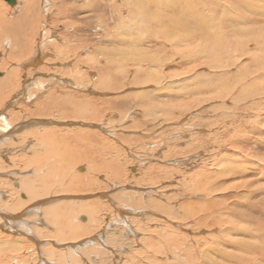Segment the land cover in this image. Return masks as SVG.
I'll list each match as a JSON object with an SVG mask.
<instances>
[{
    "label": "rangeland",
    "instance_id": "374dc122",
    "mask_svg": "<svg viewBox=\"0 0 264 264\" xmlns=\"http://www.w3.org/2000/svg\"><path fill=\"white\" fill-rule=\"evenodd\" d=\"M16 1L0 0V23L21 20L34 32L28 47L30 28H0V79L11 78L0 103L20 94L6 111L16 138L0 142V211L19 222L0 246L17 250L0 264H222L228 251L238 254L232 263L264 264V0ZM44 29L46 56L33 67ZM180 30L187 38L172 47ZM14 33L27 47L13 50ZM37 138L71 152L63 184L62 163L54 177L32 162L47 150ZM229 239L227 251L213 250ZM241 241L262 250L250 256L235 248Z\"/></svg>",
    "mask_w": 264,
    "mask_h": 264
},
{
    "label": "bare ground",
    "instance_id": "6f19581e",
    "mask_svg": "<svg viewBox=\"0 0 264 264\" xmlns=\"http://www.w3.org/2000/svg\"><path fill=\"white\" fill-rule=\"evenodd\" d=\"M7 1V0H6ZM27 1V4L26 3H23V5L24 6H28V5H30V1L29 0H25L24 2H26ZM42 1H44V3H45V6H46V0H42ZM127 2H129V0H126ZM147 2L146 0H139V2L141 3V2ZM17 2V1H16ZM38 2V1H37ZM39 2H40V0H39ZM138 2V3H139ZM0 4H2V3H0ZM4 4H6V3H4ZM8 4H9V2L6 4L7 6H8ZM147 4V3H146ZM148 4H149V2H148ZM10 5V4H9ZM142 5V4H141ZM144 5V4H143ZM150 5V4H149ZM13 6V5H12ZM42 7V6H41ZM118 7H121V6H118ZM205 7H206V5H205ZM237 7V6H236ZM21 7L19 6V9H20ZM204 8V7H203ZM119 9V8H118ZM7 11H9V10H7ZM45 11H47V10H45ZM116 11H117V8H116ZM171 11V10H170ZM173 12H175V15H179V17H180V14H181V8H178V10H172ZM171 11V12H172ZM205 11V10H204ZM247 12V11H246ZM3 13H4V11H2L0 14L1 15H3ZM138 13H140V11L138 12ZM151 13H153V12H151ZM202 13H204V12H202ZM5 14V13H4ZM143 14V17L145 16L144 15V13H142ZM206 14V13H205ZM141 15V14H140ZM147 15V14H146ZM252 15V14H251ZM7 17V16H6ZM124 17V16H123ZM146 17V16H145ZM144 17V18H145ZM166 17L167 16H165V18L164 19H166ZM192 17V16H191ZM5 18V17H4ZM14 18V17H13ZM141 18V17H140ZM142 19V18H141ZM168 19H170V18H168ZM168 19H166V20H168ZM179 19V18H178ZM229 19V18H228ZM138 20V19H137ZM227 20V19H226ZM0 21H1V18H0ZM20 21L21 20H18L16 23H15V27L14 26H12V25H10V21L8 22V24H7V22H5V21H2L3 23L1 24L0 23V28L1 27H3V28H5V29H1V30H7L8 32L10 31L11 33H13L12 31L14 30V28H17V29H19V30H21V31H23L24 30V28L23 27H25V28H30L31 30L30 31H28V32H26L25 34H26V36H27V41H28V47H29V45L30 44H32V42H31V34H32V32H34V31H32V27H30V26H27V23L28 22H26V24H25V26H23L22 25V23H20ZM42 21L41 20H39V21H36V25L37 24H39V23H41ZM189 22H191V23H195L196 22V20H192V21H189ZM175 23V22H174ZM202 24H203V22H202ZM41 25V24H40ZM44 25V24H43ZM180 25V24H179ZM179 25H177V26H179ZM38 26V25H37ZM36 26V27H37ZM171 27L173 28L174 27V30H175V32H176V29H175V25H171ZM37 29V28H36ZM178 31V30H177ZM18 32V31H17ZM174 32V31H173ZM41 34H40V37L41 38H39V43L37 44V50H34L33 52H32V55L30 56V59H29V61L31 60V64L33 65V67L40 61V60H43V57H45L46 56V54H45V50L43 49V44L45 43V40L47 39V37H46V35H45V33H46V29H44V30H42L41 32H40ZM170 33V32H169ZM180 33H182V30H180V32H179V34L177 35L178 36V39H174L175 41H176V43L174 44V42L175 41H173V43H171L173 46L172 47H175V46H178V45H180V42L181 41H183V40H185L186 38H187V36H185V34H180ZM49 37V36H48ZM12 38H14V39H12ZM249 39V38H248ZM262 40V39H261ZM259 41H260V39H259ZM8 42H10V45H12V46H14L15 47V49H13L14 51H16V48H19L20 46L22 47V45L19 43V42H22V43H24L22 40H21V37H20V34H13V36H11L9 39H8ZM170 42V41H169ZM253 42V41H252ZM258 43V42H257ZM171 44L170 43H168L167 45L170 47L171 46ZM23 46H25V47H27L25 44L23 45ZM24 47V48H25ZM45 47H46V43H45ZM67 47H69V46H67ZM23 48V47H22ZM23 48V49H24ZM27 49V48H26ZM35 49H36V47H35ZM166 49H167V47H166ZM25 52H28V50H26ZM196 53V52H195ZM53 54V53H52ZM261 55V54H260ZM263 55V54H262ZM261 55V56H262ZM260 57V56H259ZM248 58H249V56H248ZM45 59V58H44ZM149 60V59H148ZM257 61V60H256ZM259 61V60H258ZM153 62H154V64H156V60H153ZM152 62V63H153ZM250 62V61H249ZM93 63V62H92ZM157 63L158 64H160V62H159V60L157 61ZM262 63V62H261ZM250 64V63H249ZM259 65V64H258ZM254 66H255V64H254ZM30 67V66H29ZM36 67V66H35ZM31 68V67H30ZM34 70V69H33ZM262 74V73H261ZM0 75H1V72H0ZM81 76V75H80ZM248 77V76H247ZM5 78V77H4ZM1 78L0 79V86H1V88L2 87H5L6 86V83H7V81H11L10 79L11 78ZM29 78V77H28ZM78 78V77H77ZM244 78V77H243ZM4 79V80H3ZM7 79V80H6ZM247 79V78H246ZM6 80V81H5ZM19 80V79H18ZM30 81V80H29ZM28 82V81H27ZM242 82H244V81H241V83ZM2 83V84H1ZM240 83V84H241ZM10 84V83H9ZM44 84V83H43ZM45 86V85H44ZM47 86H49L48 84H46V89H47ZM44 87V88H45ZM49 87H51V86H49ZM6 88V87H5ZM264 86H262L261 88H259L258 89V93H264ZM21 91V90H20ZM17 92V91H16ZM253 92H255V91H253ZM21 93V92H20ZM22 94V93H21ZM25 94V93H24ZM256 94V93H255ZM19 93H17V94H15L14 96H13V98L11 97V98H9L8 100H6L5 99V101H3V102H1L0 103V120H3V122H4V124H1V122H0V142H2L4 139L6 140V138L9 140V142L11 141L10 139L12 138V139H14V138H16V136L14 137V135L13 136H10V132L11 131H13V130H15V131H17L16 129H18V126L17 125H13V126H11V122H9L8 121V117L6 116V114H7V112L6 111H9V110H11V108L13 109L14 108V106H15V103H16V101H17V99H18V97H19ZM23 95V94H22ZM50 96H52V95H50ZM260 96H262V95H260ZM25 97V96H24ZM241 99H243V95L242 94H240V96H239ZM263 99H264V94H263ZM25 98H27V96L25 97ZM260 98V97H259ZM23 99V98H22ZM261 99V98H260ZM21 100V99H20ZM27 102V101H26ZM257 102L258 101H256V104H257ZM17 104V103H16ZM76 104V103H75ZM77 105V104H76ZM78 105H79V103H78ZM81 105V104H80ZM85 105V104H84ZM88 105H90V104H88ZM79 107V106H78ZM78 107H77V109H78ZM82 108V107H81ZM263 110H264V106H263V108H262ZM78 112H80V111H78ZM82 112V111H81ZM80 112V113H81ZM84 112V111H83ZM18 113V112H17ZM74 113V112H73ZM87 113V112H86ZM28 114V113H27ZM78 114V113H77ZM8 115V114H7ZM75 115V114H74ZM81 115H83V114H81ZM85 115H87V114H85ZM260 115H261V113H260ZM68 116V115H67ZM78 116V115H77ZM77 116H75V118H78ZM3 117V118H2ZM83 117V116H82ZM6 119H7V121H6ZM40 119V118H39ZM37 120V119H36ZM24 123V122H23ZM14 124V123H13ZM43 124V123H42ZM69 124V123H68ZM85 124V123H84ZM74 125V124H73ZM88 125V124H87ZM87 125H85V126H87ZM77 126V125H76ZM80 126H81V124H80ZM90 126V125H89ZM95 127V126H94ZM20 128V127H19ZM26 128V127H25ZM90 128V127H89ZM91 128H93V127H91ZM19 131V130H18ZM17 133V132H16ZM110 133V132H109ZM1 134L3 135V136H1ZM12 134V133H11ZM14 134V133H13ZM9 137H10V139H9ZM36 139V138H35ZM30 141V140H29ZM35 141V140H34ZM34 141L32 140V143H27V145L29 146V144H31V145H33L34 144ZM37 141L39 142V143H43L44 145H46V149L47 150H43V152H44V156H41V157H37L36 155L34 156L35 158L33 159V157H32V162H35L36 160V162L37 163H42V165L45 163V165H46V167L48 166V171H53L54 172V177H57V175H58V173H59V171L57 170V171H55L54 169H55V166H56V164L57 163H59L60 162V164H61V166H63L64 168H63V170H62V178H61V180L60 179H58L57 178V180H59L60 181V183L61 184H63L64 182H65V178H66V176H65V178H63L64 177V175H67V171H66V168H65V166H64V160L68 157V155L71 153V152H69V154L67 155V154H65L64 152H62V154L61 153H59V149L58 148H56V145H50L49 143H47V141H46V143H45V140L44 141H39L38 140V138H37ZM7 142V141H6ZM61 142V141H60ZM11 143L12 142H10V145H9V143H8V145L9 146H11ZM3 144H4V142H3ZM5 144H7V143H5ZM13 145V144H12ZM13 146H15V145H13ZM67 146V145H66ZM16 147V146H15ZM43 147H45V146H43ZM60 147V146H59ZM61 148V147H60ZM64 148H67V147H64ZM64 148H63V150H64ZM61 150H62V148H61ZM66 151H69V149L67 150V149H65ZM64 150V151H65ZM36 151V150H35ZM65 151V152H66ZM239 151V150H238ZM249 152V151H248ZM67 153V152H66ZM5 155H7V154H5ZM5 155H3V154H1V156H5ZM248 156V155H247ZM2 157V158H3ZM9 157V156H8ZM48 158H52V159H55L54 160V163H52V160H49ZM63 158V159H62ZM242 158V157H241ZM249 158V157H248ZM9 159V158H8ZM245 159H246V157H245ZM255 160V159H254ZM46 162H49V164H46ZM264 162V161H263ZM30 164V163H29ZM45 165H43V167H45ZM41 166V165H40ZM42 167V168H43ZM58 167H59V165H58ZM57 167V169H59ZM35 168V167H34ZM41 168V169H42ZM53 168V169H52ZM132 168V167H131ZM251 168H252V166H251ZM37 169V168H36ZM39 169H40V167H39ZM44 169V168H43ZM51 169V170H50ZM61 169H62V167H61ZM60 169V170H61ZM243 169V168H242ZM245 169V168H244ZM26 170V169H25ZM246 170V169H245ZM16 171V170H15ZM20 171V170H19ZM41 171V170H40ZM46 171V170H45ZM224 171V170H223ZM9 172V171H8ZM12 172V171H11ZM44 172V171H43ZM263 172V171H262ZM15 173V172H14ZM36 173V172H35ZM34 173V174H35ZM264 173V172H263ZM22 174V173H21ZM39 174H41V173H39ZM43 174H47V173H43ZM237 174V173H236ZM12 175V174H11ZM10 175V176H11ZM173 175V174H172ZM4 176V175H3ZM25 176V175H24ZM47 176V175H46ZM262 176L263 175H261V176H256L255 174H251V177H249L250 179L248 180V181H252V182H254L255 184H258V182L259 181H261L263 178H262ZM20 177H21V175H20ZM26 177V176H25ZM2 178V177H1ZM7 178V177H6ZM30 178V177H29ZM45 179H46V177H44ZM44 178L42 177V179L41 180H44ZM262 178V179H261ZM9 179V178H8ZM11 179V178H10ZM15 179V178H14ZM28 179V178H27ZM198 179V178H197ZM3 180V179H2ZM13 180V179H12ZM30 180V179H29ZM29 180H27V182H26V184H23V181H22V184L20 185V186H22V188H23V190H25V192L27 193V195H28V193L30 194V193H34L33 191L32 192H30L33 188H34V181H33V179H31L33 182H31V180L29 181ZM46 180H48V179H46ZM54 179H52V181H53ZM5 181H6V179H5ZM4 181V182H5ZM54 181H56V180H54ZM3 182V183H4ZM15 182V185L16 186H18V183L19 182H17V181H14ZM25 182V181H24ZM42 182V181H41ZM47 182H50V180L49 181H47ZM197 182V181H196ZM222 182V181H221ZM247 182V181H246ZM45 183H46V181H45ZM44 183V184H45ZM59 183V182H58ZM36 184V183H35ZM51 184V183H50ZM49 184V185H50ZM52 185H55V184H52ZM249 185V184H248ZM20 186H19V191H20ZM65 186V185H64ZM66 187H67V184H66ZM223 187V186H222ZM256 187H257V185H256ZM49 188H50V186H49ZM232 188V187H231ZM35 189V188H34ZM41 189H42V187H41ZM228 189V188H227ZM255 189V188H254ZM230 190V189H229ZM242 190V189H241ZM263 190V189H262ZM16 191V190H15ZM18 191V192H19ZM42 191V190H41ZM49 191V190H48ZM51 191V190H50ZM17 192V191H16ZM22 192V191H21ZM39 192V191H38ZM43 192V191H42ZM246 192V191H245ZM261 192V191H260ZM263 192V191H262ZM36 193V192H35ZM221 193H224V192H221ZM221 193H219V194H221ZM23 195H24V193H23ZM32 195V194H31ZM35 195V194H34ZM41 194H39V195H37V197L38 196H40ZM4 195L3 194H1L0 195V202L2 201V197H3ZM7 196V195H6ZM21 196V195H20ZM20 196H18L19 198H20ZM25 197H26V195H24ZM101 196V195H100ZM218 196H220V195H218ZM222 196H224V195H222ZM5 197V196H4ZM224 197H226V196H224ZM16 198V197H15ZM29 200H24V201H27L26 203H28V201H31L32 199H33V197H32V199L30 198V196L28 195V197H27ZM104 199V198H103ZM248 199V198H247ZM37 201V200H36ZM20 202V201H19ZM22 202V201H21ZM259 202V201H258ZM2 203V202H1ZM213 203V202H212ZM11 204V203H10ZM19 204V203H18ZM35 204H37V203H35V201H34V203H33V205H30V207H27V209L28 210H30V212H31V210L33 209V208H36V207H34L35 206ZM258 204H260V203H258ZM17 205V204H16ZM26 205V204H25ZM195 206V205H194ZM2 207H4V206H1V208ZM8 208H9V210H14L15 211V209H16V206L13 204V205H10V206H7ZM262 207H263V205H262ZM260 208V207H259ZM7 209V208H6ZM218 209V208H217ZM87 210V209H86ZM243 210V209H242ZM258 210H260V209H258ZM35 211V210H34ZM123 211V210H122ZM205 211L207 212V213H209V211H208V208H206L205 209ZM262 211V210H261ZM58 212V211H57ZM28 213V212H27ZM123 213V212H122ZM59 215V214H58ZM206 214H204L203 216H205ZM242 215V214H241ZM238 216V215H237ZM16 217H17V219H16ZM244 217V216H243ZM12 218H14V219H12ZM22 218V217H21ZM84 218L85 217H82V216H80V219H82V220H84ZM222 218V217H221ZM240 218H241V216H240ZM245 218V217H244ZM25 219V218H24ZM48 219V218H47ZM189 219V218H188ZM220 219V218H219ZM219 219H215V220H217L218 222H220V224L222 223ZM249 219H251L250 217H249ZM0 220L2 221H4L3 222V224H5V225H2V228L4 229V230H6V232L7 233H9L8 235L4 232H2V230H1V228H0V240L2 239V237H5V240L6 241H10V240H12L13 238L11 237V235L12 234H15V233H17V231H16V229L15 228H17V222H18V216L17 215H15V213H11L10 211H5V213L4 212H2V211H0ZM26 220H28V219H26ZM26 220H23V222L26 224V225H24L25 227H27L28 229H30L29 230V232L28 233H30V231H31V228H30V221H29V223L26 221ZM1 221H0V223H1ZM21 222V221H20ZM201 222V220H199L197 223H200ZM19 223V222H18ZM217 222H214L212 225H215ZM234 222H232V224H230V228H229V230H234L235 228V226L236 225H234L233 224ZM236 224V223H235ZM20 225V224H19ZM23 225L21 226L22 228H23ZM192 225V224H191ZM222 225H224V227H225V224L223 223ZM7 226V227H6ZM221 226V225H220ZM241 226V225H240ZM237 227H239V226H237ZM255 227V226H254ZM175 228V227H174ZM199 228V227H198ZM261 228V227H260ZM17 229H19V228H17ZM24 229V228H23ZM22 229V230H23ZM202 229H204V228H202ZM176 230V229H175ZM190 229H187V232L188 233H193L192 232V230H190ZM224 230H226L225 228H224ZM264 230V229H263ZM21 231V230H20ZM173 231H174V229H173ZM221 231L223 232V230L221 229ZM250 231V230H249ZM27 232V231H26ZM177 231H175V233H176ZM197 232V231H196ZM206 232V231H205ZM211 232V231H210ZM238 232V231H237ZM262 232V231H261ZM174 233V232H173ZM200 233V232H199ZM209 233V232H208ZM260 233V232H259ZM6 234V235H5ZM180 235V231L179 232H177V235ZM190 234V235H191ZM233 235H234V233H232ZM232 234H231V236H232ZM181 235H183V234H181ZM189 235V236H190ZM194 235V234H193ZM239 235H241V234H239ZM188 236V237H189ZM9 237H11V238H9ZM180 238H181V236H179ZM183 238L184 237H186V235H183L182 236ZM209 237V236H208ZM212 237V236H211ZM197 238H199V237H197ZM224 238V237H223ZM232 238H234V237H232ZM177 239V238H176ZM186 239V238H185ZM191 240H193L192 238H190ZM210 239V238H209ZM227 239V238H226ZM262 239V238H261ZM171 240H173L172 238H171ZM183 240V239H182ZM214 240V239H213ZM181 241V240H180ZM18 242L20 243V241L18 240ZM41 242V241H40ZM176 242V241H175ZM214 242H215V240H214ZM231 242L233 243V241H231V239H229L227 242H224V243H222V241H219L217 244H216V246L214 247L215 249H213V250H216V253H220V251L221 252H223V250L224 249H226V248H228V247H230L231 246ZM242 242V241H241ZM9 243H11V242H9ZM173 243V242H172ZM171 242H168V243H165L166 245V247H167V250H170L171 251V253H173V254H170L168 251H166V254H169L170 256H173V255H176V248H175V246H173V244H172ZM196 243V242H195ZM198 244V243H197ZM219 244L220 245H223V249H221L220 247H219ZM5 246H6V244H4ZM9 245V244H8ZM180 245V244H179ZM178 245V246H179ZM189 245V247H190V244H188ZM213 245V244H212ZM17 246V245H16ZM214 246V245H213ZM234 246H235V248L237 247V248H241V246H244V250H245V252L246 253H248L250 256L254 253L255 254V252H254V248H256L257 249V251H260V250H262L260 247H254V244H247V243H244V242H242V245L241 244H239V243H237V244H234ZM186 247V246H185ZM188 247V246H187ZM188 247V248H189ZM195 247V246H194ZM232 247V246H231ZM13 248V246H6L5 248H2V246H0V263H1V261L3 260L2 259V255H5L6 254V251L7 250H13V251H15V250H17V248L16 249H12ZM163 248V247H162ZM162 248H161V250H162ZM178 248V247H177ZM192 248H193V246H192ZM197 248V247H196ZM200 248V247H199ZM189 249H191V248H189ZM166 250V249H165ZM194 250H195V248H194ZM219 250V251H218ZM184 250H182V252H183ZM191 251L192 250H190V253H191ZM202 251V250H201ZM226 251H227V249H226ZM195 252V251H194ZM199 252V251H198ZM233 251H228L227 253H225V255L223 256V257H225V256H227L228 257V260L227 261H225L226 263H222V264H244L245 262H233L232 263V261H231V259L233 258H230L229 256H235V255H238L236 252H234V253H232ZM175 253V254H174ZM197 253V252H196ZM240 253V252H239ZM184 254H186V253H184ZM184 254H181L182 256H184ZM198 254V253H197ZM197 254H195L196 256H198ZM223 254V253H222ZM239 255H242V254H239ZM261 256H263V260H264V253L263 254H260ZM67 256V255H66ZM182 256H180L179 258H181ZM187 256V255H186ZM189 257H190V254L188 255ZM188 256H187V258H188ZM254 256V255H253ZM175 257H177V256H175ZM206 257V256H205ZM243 257H244V255H243ZM242 257V258H243ZM255 257H256V255H255ZM258 257H260V256H258ZM186 258V257H185ZM241 258V259H242ZM183 259V258H182ZM237 259V258H236ZM247 259V258H246ZM257 259V258H256ZM184 260V259H183ZM243 260V259H242ZM248 260V259H247ZM252 260V258L251 257H249V261H251ZM36 261V260H35ZM199 261V260H198ZM254 261V260H253ZM43 262V261H42ZM228 262H231V263H228ZM246 262H248V261H246ZM257 262V261H256ZM56 264V263H55ZM58 264H64V263H62V261H58ZM156 264V263H155ZM159 264H163L162 262L161 263H159ZM189 264V263H188ZM259 264V263H258Z\"/></svg>",
    "mask_w": 264,
    "mask_h": 264
},
{
    "label": "water",
    "instance_id": "95a60500",
    "mask_svg": "<svg viewBox=\"0 0 264 264\" xmlns=\"http://www.w3.org/2000/svg\"><path fill=\"white\" fill-rule=\"evenodd\" d=\"M10 4H15L16 0H7Z\"/></svg>",
    "mask_w": 264,
    "mask_h": 264
}]
</instances>
